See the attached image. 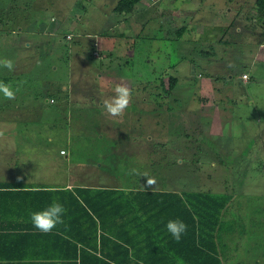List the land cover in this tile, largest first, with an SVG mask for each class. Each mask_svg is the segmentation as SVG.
<instances>
[{"label":"rangeland","instance_id":"rangeland-1","mask_svg":"<svg viewBox=\"0 0 264 264\" xmlns=\"http://www.w3.org/2000/svg\"><path fill=\"white\" fill-rule=\"evenodd\" d=\"M118 1L0 0V178L228 193L222 263L264 264V0Z\"/></svg>","mask_w":264,"mask_h":264},{"label":"trees","instance_id":"trees-1","mask_svg":"<svg viewBox=\"0 0 264 264\" xmlns=\"http://www.w3.org/2000/svg\"><path fill=\"white\" fill-rule=\"evenodd\" d=\"M138 1L119 0L115 10L131 12ZM178 30L182 36L184 26ZM3 199L8 206L33 210L30 218L22 212L25 231L7 236L8 245L22 244L23 250L3 252L6 264H222L217 235L228 193L47 188L8 179L0 180V204ZM40 213L58 219L45 226L31 217ZM84 223L86 230L81 229ZM43 246L49 252L39 249ZM37 255L46 261L29 258Z\"/></svg>","mask_w":264,"mask_h":264},{"label":"crops","instance_id":"crops-1","mask_svg":"<svg viewBox=\"0 0 264 264\" xmlns=\"http://www.w3.org/2000/svg\"><path fill=\"white\" fill-rule=\"evenodd\" d=\"M148 2H149V0H148ZM189 2H193V0H190ZM199 2H200V0H199ZM71 6H74V5H71ZM198 8L200 9V6H198L197 9ZM75 9H77V8L74 7V10ZM71 10H72V8H71ZM71 10H69V12L63 14V16H56V15L54 16V15H51L49 19L47 17L46 18L44 17L45 20H42V21H41V19L39 20V18H38V20H36L37 19L36 18L35 19V21H36L35 23L41 24L40 22L47 21V22H45L46 23V25H45L46 27L54 26V27H59L61 30H63V28H66L69 31L70 29H72L71 27L75 24V22L77 20H79L78 19L79 16H77V11L71 15L70 14ZM130 20H131V18H130ZM124 22L126 23V22H128V20L125 19V20L120 21V23H124ZM35 23L33 22V24H35ZM129 27H131V26H129ZM103 34H104V30L101 29L100 32H99V35L103 37L104 36ZM125 35L126 34H124L123 37ZM107 39L110 40V38H106V40H105V38L104 39H97V38H95V40H94L95 41L94 42L95 47L93 49L94 50L95 49L96 50H99L101 52L102 50L100 49V44H103L104 45L105 42L107 41ZM106 47L108 48L107 45H106ZM94 53H95V51H94ZM102 53H103V51H102ZM95 55H98V54L95 53ZM97 57L100 58L101 56L98 55ZM108 59H110L109 56L108 57L106 56L105 59L101 60L100 64L101 65L102 64H106V61ZM101 69L102 70L99 71L100 72V75L101 76L103 75V78L108 77L107 76L108 73L105 74V72H103V68H101ZM101 88H105V87L101 86ZM131 89L134 90V87L129 86L128 89H126V90L127 91H131ZM61 148L62 147H59V149H61ZM59 152H60V150H59ZM68 153H69V151L66 149V152H64V154L66 156H68ZM61 154H63V153L61 152ZM48 155L49 154H46V156H48ZM42 160H44V158H42ZM53 161H54V159H53ZM37 162H38V158L36 156L35 159H34V165ZM96 164L98 165V167H100V169L101 168L102 169L105 168V166H101L102 163L100 164L99 161L98 162L96 161ZM66 166L70 168V166H71V160H69V162H68V164ZM85 166H88V165L86 164ZM78 171H79V173H78ZM95 171L96 170H92L93 173L91 172L90 174H95ZM81 172H83V175L81 174ZM84 174L88 178V173L86 171H84L83 169H79V170L78 169H75V171L74 170H68L67 169L64 178L61 179L60 181H56V182H52V180L46 179L44 176H43V178H41L38 181H29L27 179H17V177H15V176H12V177L11 176H8V178L6 177V179L0 178V180H2V179L3 180H8V179H11L12 178L11 181L22 182L23 184H29V185H35V186H41L42 185V186H45L47 188L64 187V188L74 189L76 186H82V187H102V188L103 187L111 186L112 188H124V189H137V188L138 189H142V188H145V189H164V190H167V189L168 190L169 189H174V190L177 189L178 190L179 189L178 187H175V188H167V187L152 188V187H146L144 184H136V183H133V184H130V183L124 184V183H122L120 181L118 182L117 177L115 176V174H112V173H111V177H109L106 182H100L97 179L95 181H91V179H87V178L84 179L85 178L84 177ZM24 177H27L28 178V177H30V174H25ZM31 204H28V206L31 205ZM32 211L33 210H32V207L31 206H29L27 209H24V208L19 207L17 205L16 206H13V207L8 206L7 205V199L6 200L3 199V202L0 204V264H6V262H5L6 260H2V259H6V256H5V254H3V252L4 253H7V251H10V250L13 251V252L15 251L16 253L22 252V250H23V248H21V245L22 244H14V245H10L9 244L8 245L6 243V238H7V236L12 235V233H17V232L25 231L24 230V225H23V220L26 218V216L29 217V214ZM22 212H24V214L26 215L25 218H24V214ZM31 217L33 219H35V221H36V218H38L37 220L40 223H43L45 226H48V223L49 222H53V221H55V220L58 219V217H56V216L55 217H52L50 215H46V213L45 214L42 213V215L40 213L39 215H36V217L34 215L31 216ZM82 220H85V218H82ZM39 222H37V223H39ZM86 223H84V225L81 227V229L84 228V230H86V228H85V226H87ZM8 224H10V225H8ZM38 229H40V228H37V230ZM218 243L220 245L219 239H218ZM43 248L46 249L49 252L48 247H44L43 246L42 248H39V249H43ZM32 250L33 249L27 248V251H31L32 253H34V251H32ZM219 250H220V248H219ZM29 258L37 259L36 261H40V259L43 260L45 258V256H39L38 257V255H37L35 257H29ZM45 259H47V258H45ZM137 262L136 261H132V264H137ZM48 263H50V262H45L43 264H48ZM180 263L181 264H185V262H183V261H180Z\"/></svg>","mask_w":264,"mask_h":264},{"label":"built area","instance_id":"built-area-1","mask_svg":"<svg viewBox=\"0 0 264 264\" xmlns=\"http://www.w3.org/2000/svg\"><path fill=\"white\" fill-rule=\"evenodd\" d=\"M72 35H73L72 32H68V33H67V37H69V38H71ZM95 53L98 54V55H100V51H99V50H95ZM242 75H243L244 78H246V79L248 78V73H247V72L244 71V73H243ZM51 99L54 100L53 97H52ZM60 150H61L62 152H66L65 149H60Z\"/></svg>","mask_w":264,"mask_h":264}]
</instances>
